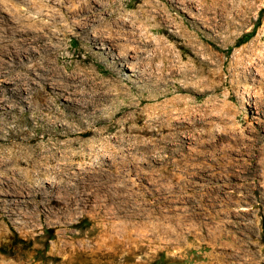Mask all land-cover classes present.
<instances>
[{"label": "rangeland", "instance_id": "1", "mask_svg": "<svg viewBox=\"0 0 264 264\" xmlns=\"http://www.w3.org/2000/svg\"><path fill=\"white\" fill-rule=\"evenodd\" d=\"M5 35L0 264H264V0H0Z\"/></svg>", "mask_w": 264, "mask_h": 264}, {"label": "bare ground", "instance_id": "2", "mask_svg": "<svg viewBox=\"0 0 264 264\" xmlns=\"http://www.w3.org/2000/svg\"><path fill=\"white\" fill-rule=\"evenodd\" d=\"M85 9V8H84ZM44 33V32H43ZM44 36L43 35H40L39 38L42 39ZM55 37V36H54ZM1 38V37H0ZM28 39H31V38H28ZM0 43H2V45L0 46L1 47V52L0 54L2 55V63H1V67H0V70L1 72H3L4 75H8L9 72H10V68L13 66L12 64V56H13V46L12 44L10 43V39L7 35L3 36L1 39H0ZM48 45L49 44H43V48H42V53H46L47 49H48ZM28 50H29V54L28 56L29 57H32V48L28 47ZM49 55L46 53L45 57L44 58H49L48 57ZM48 60V59H47ZM37 64H39L38 62L35 64L36 66H38ZM40 65V64H39ZM41 66V65H40ZM24 70H26V73L24 75L25 78H27V83H26V87L27 86H30L33 84L31 82V78L29 77V74L31 72V69L27 68V67H24ZM32 70H34V66L32 68ZM29 87V89L27 90H30L31 88ZM57 88V87H55ZM26 89V88H25ZM37 93H35V98L36 100H38L39 104H38V107H40L41 111L39 113H43L45 114V112H43V110L46 109V111H48L47 115H50L53 111V108L51 107L53 105L52 103V100L51 98L53 99V97H55L56 99H60L61 98V94L57 91H44L42 92L41 90L37 89L36 90ZM102 94V93H101ZM10 98L12 99H15V101L20 104V103H24V99L22 97H20V95L18 93H14L12 94L10 92ZM105 96V95H104ZM94 97V96H93ZM96 97V96H95ZM104 98V97H103ZM90 99V98H89ZM54 100V99H53ZM101 100L100 98H94L93 103H95V105L97 104V101ZM100 102V101H99ZM86 103V102H85ZM92 102L89 103V105H93ZM87 104V103H86ZM99 104V103H98ZM84 105V104H83ZM54 106V105H53ZM17 108L18 106L15 104L14 106H12V108ZM95 107V106H93ZM55 111V110H54ZM61 112V111H60ZM53 114V113H52ZM62 114L61 116L57 114L53 115V117L59 121V119L61 118H66L68 119V122L70 123V121L73 120V118H75L76 116L70 114V113H66V112H63V113H60ZM71 124V123H70ZM25 134V137H24V140H28V137H27V133H24ZM44 155L42 156H39L38 154L33 158V161H37V160H40L41 157H48L49 153H50V156L51 157H54V156H57L55 152H52L51 149H46L42 152ZM17 160L19 161L20 159L16 156V155H13V156H4V157H0V168L2 167V165L5 164V162H7L8 160ZM57 171V170H56ZM58 173V171H57ZM42 175V171H38L37 173V176H41ZM20 189L22 190H28V189H33L35 188L36 186L34 185H31V184H20V185H17ZM88 201V199H87Z\"/></svg>", "mask_w": 264, "mask_h": 264}, {"label": "trees", "instance_id": "3", "mask_svg": "<svg viewBox=\"0 0 264 264\" xmlns=\"http://www.w3.org/2000/svg\"><path fill=\"white\" fill-rule=\"evenodd\" d=\"M246 42V41H245Z\"/></svg>", "mask_w": 264, "mask_h": 264}]
</instances>
